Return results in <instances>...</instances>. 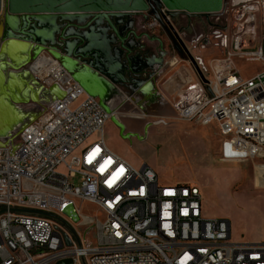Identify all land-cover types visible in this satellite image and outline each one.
Returning a JSON list of instances; mask_svg holds the SVG:
<instances>
[{
    "label": "built area",
    "instance_id": "2783aa9c",
    "mask_svg": "<svg viewBox=\"0 0 264 264\" xmlns=\"http://www.w3.org/2000/svg\"><path fill=\"white\" fill-rule=\"evenodd\" d=\"M160 10L162 22L151 14L140 28L166 35L164 23L180 38L177 15ZM179 14L186 28L204 30L186 44L180 38L182 54L169 41L164 65L192 71L174 93L176 119L216 125L223 161L264 160V0H224L217 12ZM213 48L220 54L208 53ZM239 62L260 67L243 70ZM29 69L67 94L23 128L16 148L0 146V264H264L263 241L233 240L228 219L203 214L197 184L163 182L148 163L136 166L111 150L104 136L110 114L57 58L43 51ZM83 202L104 218L83 217L79 231L65 212L74 205L80 213Z\"/></svg>",
    "mask_w": 264,
    "mask_h": 264
},
{
    "label": "water",
    "instance_id": "95a60500",
    "mask_svg": "<svg viewBox=\"0 0 264 264\" xmlns=\"http://www.w3.org/2000/svg\"><path fill=\"white\" fill-rule=\"evenodd\" d=\"M223 3L224 0H0V146L16 148L14 139L23 128L67 94L57 84L44 85L30 71V63L43 51L57 58L89 95L97 97L123 131L124 123L116 116L112 101L124 98L123 89L127 88L142 108L139 94L155 102L160 97L155 79L167 55L162 38L138 28L137 17L147 20L153 14L161 21L162 7L172 17L179 13L208 14L219 11ZM163 27L168 40L182 54L185 46L172 26L174 33L164 23ZM147 42H158L159 51L150 53ZM24 211L54 216L41 210ZM55 264H72V260Z\"/></svg>",
    "mask_w": 264,
    "mask_h": 264
},
{
    "label": "rangeland",
    "instance_id": "374dc122",
    "mask_svg": "<svg viewBox=\"0 0 264 264\" xmlns=\"http://www.w3.org/2000/svg\"><path fill=\"white\" fill-rule=\"evenodd\" d=\"M174 24L185 44L204 30L198 24L186 28L187 17L183 14L175 17ZM157 33L158 37H167L162 31ZM164 40L166 50H170L168 38ZM212 50L213 54H220L218 49ZM238 66L243 70L260 67L257 63L245 62H239ZM177 68L164 65L156 76L160 97L150 106L142 108L126 92L122 101H113L124 130L109 119L104 126L105 141L111 150L134 165L148 163L154 167L163 182L197 184L202 191L203 214L228 219L233 240L264 242V160L223 161L216 125L200 126L176 119L172 107L174 92L168 89L178 76ZM140 103L143 102L140 100ZM73 181L79 185L80 177ZM79 206L81 214L72 211L74 205L65 212L79 231L85 228L80 225L83 217L104 218L94 204L83 202ZM92 225L89 224L87 236L94 240L96 228Z\"/></svg>",
    "mask_w": 264,
    "mask_h": 264
},
{
    "label": "crops",
    "instance_id": "0c3cea01",
    "mask_svg": "<svg viewBox=\"0 0 264 264\" xmlns=\"http://www.w3.org/2000/svg\"><path fill=\"white\" fill-rule=\"evenodd\" d=\"M144 21L143 19V16H138L137 17V27L140 28L141 26V23ZM151 36H157L158 37V33L157 35H154V34H151ZM161 36V35H160ZM164 36H161L160 38H162L163 41H165L164 39H167V37H164ZM148 43V47L150 49V53L151 52H158L159 51V43L158 42H147ZM155 49H158V50H155ZM213 52L211 49L208 51V53H211ZM247 65V64H245ZM259 68V67H257ZM256 69V68H254ZM178 73V76L173 79V85H172V88L168 89V90H171V92H174L176 91V89L183 83V81L185 80V78L187 79V77L189 76H192V71L190 70V68L186 67V69H180L179 71H177ZM172 79V78H171ZM123 89V88H122ZM123 91H125L123 89ZM159 92V91H158ZM32 106V104H30Z\"/></svg>",
    "mask_w": 264,
    "mask_h": 264
},
{
    "label": "flooded vegetation",
    "instance_id": "af4514ba",
    "mask_svg": "<svg viewBox=\"0 0 264 264\" xmlns=\"http://www.w3.org/2000/svg\"><path fill=\"white\" fill-rule=\"evenodd\" d=\"M124 92L129 93L127 88H124ZM139 99L144 103V106L148 107L150 106L152 103H154L153 101H148V99H146V97H144L142 94H139ZM120 101H122V98H120ZM113 103V102H112Z\"/></svg>",
    "mask_w": 264,
    "mask_h": 264
},
{
    "label": "bare ground",
    "instance_id": "6f19581e",
    "mask_svg": "<svg viewBox=\"0 0 264 264\" xmlns=\"http://www.w3.org/2000/svg\"><path fill=\"white\" fill-rule=\"evenodd\" d=\"M45 61L44 58L38 59V61L34 64V67L38 66L39 64H42ZM113 102V101H112Z\"/></svg>",
    "mask_w": 264,
    "mask_h": 264
},
{
    "label": "trees",
    "instance_id": "16d2710c",
    "mask_svg": "<svg viewBox=\"0 0 264 264\" xmlns=\"http://www.w3.org/2000/svg\"><path fill=\"white\" fill-rule=\"evenodd\" d=\"M165 34V33H164ZM165 37V36H164Z\"/></svg>",
    "mask_w": 264,
    "mask_h": 264
}]
</instances>
